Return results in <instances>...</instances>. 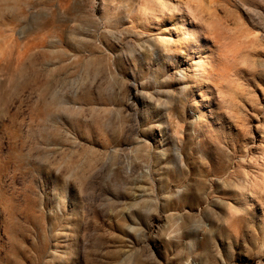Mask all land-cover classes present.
Segmentation results:
<instances>
[{
  "label": "rangeland",
  "instance_id": "1",
  "mask_svg": "<svg viewBox=\"0 0 264 264\" xmlns=\"http://www.w3.org/2000/svg\"><path fill=\"white\" fill-rule=\"evenodd\" d=\"M0 264H264V0H0Z\"/></svg>",
  "mask_w": 264,
  "mask_h": 264
},
{
  "label": "bare ground",
  "instance_id": "2",
  "mask_svg": "<svg viewBox=\"0 0 264 264\" xmlns=\"http://www.w3.org/2000/svg\"><path fill=\"white\" fill-rule=\"evenodd\" d=\"M142 13H144V12H142ZM196 70H199V71H201L202 70V66H201V63H200V65L196 68ZM208 73H211V72H208ZM199 119H200V115H199Z\"/></svg>",
  "mask_w": 264,
  "mask_h": 264
}]
</instances>
